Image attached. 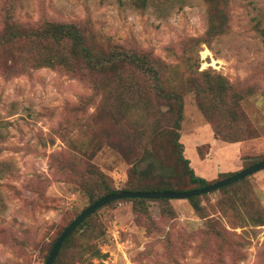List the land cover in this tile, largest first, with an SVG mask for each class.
<instances>
[{"label": "rangeland", "instance_id": "1", "mask_svg": "<svg viewBox=\"0 0 264 264\" xmlns=\"http://www.w3.org/2000/svg\"><path fill=\"white\" fill-rule=\"evenodd\" d=\"M17 1L14 23L22 28L77 22L88 29L96 49L117 45L152 52L167 66L162 81L169 91H185L192 82L189 57L200 71L247 88L242 111L257 134L242 141L241 158L240 147L218 139L220 146L202 159L213 141L212 125L194 91L184 92V155L208 182L240 172L242 162L246 167L264 159V0H226V32L192 52L190 39L204 37L209 27L206 0H146L144 9L136 8V0ZM12 2L16 0H0V33ZM23 49V41L0 45V264H45L59 233L91 204L76 179L57 169L55 154L81 153L80 168L93 163L113 187L124 190L133 178L131 153H138L142 144L132 118L142 116L139 131L148 135L144 147L158 151L168 166L177 159L168 133V106L155 93L150 103L138 99L141 109L130 112L123 127L109 113L113 104L118 106L113 86L104 82L100 90L93 88L100 75L31 69ZM10 65L14 69L7 75ZM161 116V134L152 137L154 121ZM94 131L113 142L100 144L102 150L92 155L82 150L94 151L99 144ZM72 157L67 152L62 158ZM176 172L187 188L193 187L182 166ZM248 181L251 189L239 193L264 209V170ZM200 201L203 210L197 212L186 199L171 200L175 214H165L162 204L152 201L151 221L137 215L129 200L101 208L91 221L89 239L101 257L85 264H264V226L251 231L246 213L235 210L242 203L232 190L209 193ZM214 226L221 236L212 231ZM84 239L79 231L73 243L79 249Z\"/></svg>", "mask_w": 264, "mask_h": 264}, {"label": "trees", "instance_id": "2", "mask_svg": "<svg viewBox=\"0 0 264 264\" xmlns=\"http://www.w3.org/2000/svg\"><path fill=\"white\" fill-rule=\"evenodd\" d=\"M206 2L209 5L210 12L209 27L204 37L190 39V52L194 48H198L202 43L211 44L212 40L226 32L229 19L222 6V4L227 5L226 0H206ZM146 3V0H136L134 5L138 9H144ZM18 6L17 0L9 5L4 21L5 29L0 33V45L4 47L15 40L23 41V58L27 56L28 60L31 61V69H62L70 73L87 70L92 74L100 75L101 80L96 81L93 88L100 90L101 83L104 82L113 86V89L116 90L118 106L113 104L111 106L112 111L109 113L111 121L115 123L114 120H116L123 127H125L124 122H126L129 113L141 109L137 104L139 98L148 99L150 103L152 101L151 94L155 93L159 102H163L168 106V133L172 138L173 151L177 155L174 165H166L158 151L151 150L147 146L144 147L148 135L147 131H139V124L145 117L132 118V122L139 134L137 139L140 138L142 144L139 146L138 153H131L133 159L129 160L131 161V174L133 178L128 182L127 187L124 188L125 191L185 192L220 181L208 182L206 179L198 176L191 167V161L184 155L186 149L184 143L181 141V129L185 120V91H194L198 95L201 110L212 125L213 136L216 140L221 139L229 143H238L256 137V130L251 126L248 118L242 111V102L248 97L250 91L247 88L243 89L235 86L220 74L212 71H200V66L194 65L196 61L192 57H189L193 70V73H191L192 82L185 86V91H169L164 81H162L167 66L162 60L155 57L152 52L135 51L117 45L109 50L96 49L91 45L88 29L77 22L59 23L49 21L36 28H22L14 23V15ZM13 69V66H7V75L11 74ZM108 73L111 74V79L107 76ZM162 116L164 117V114ZM162 116L161 119L158 117L154 121L155 129L151 134L152 137L153 135L159 136L161 134V130L159 129L161 127V120L163 119ZM99 134L98 131L92 133V137L99 143L94 146V151L93 149L90 152L82 150L83 152L94 155L95 152L102 150V146H111L109 141L113 139L110 137L104 139ZM52 144L54 143L52 142ZM67 152L73 155V157L69 158V160H64L62 157ZM67 152L53 156L56 161V167L61 174H67L76 179L77 184L86 193L91 204L100 201L108 195L121 191L111 185L107 175L95 164L89 163L85 168H80L79 165H82L81 161L85 157L84 155L69 150ZM253 164L255 163H251L246 167L243 165V169ZM179 165L183 169L182 175L188 178L189 184L193 185L192 188H187L186 183H183L181 180V175L177 174L176 171ZM233 175L235 174L228 177ZM249 177L216 191L228 193L232 190L242 203L241 207L235 206V210H239L243 214L246 213L247 225L251 228V231H254L256 228L264 226V209L257 207L248 195L239 193V189L241 188L245 190L251 189L248 181ZM205 196H208V194L186 200L190 202L195 211L201 212L203 206L200 200ZM125 200L133 203V208L137 215L149 221L152 220L149 209V203L152 201L162 204V211L165 214H175V210L171 206V200L169 199L155 201L143 198H131ZM231 202L234 203L233 200ZM97 211L94 215L84 220L66 238L54 264H85L90 260L101 257V251L92 247L89 243V239L93 237V231L90 229L91 221L94 219ZM66 228L59 233L53 242L49 254ZM79 231L84 232L85 239L78 249L73 243V237ZM212 231L221 236L215 226L212 228Z\"/></svg>", "mask_w": 264, "mask_h": 264}, {"label": "water", "instance_id": "3", "mask_svg": "<svg viewBox=\"0 0 264 264\" xmlns=\"http://www.w3.org/2000/svg\"><path fill=\"white\" fill-rule=\"evenodd\" d=\"M264 170V160L258 163H255L240 172L236 173L235 175L220 180L218 182L212 183L205 187L185 191V192H178V191H125L121 190L114 194L108 195L107 197L97 201L86 209H84L76 218L75 220L65 229V231L61 234L58 238L56 243L54 244L51 253L49 254L45 264H54L60 249L68 236L72 234V232L79 227V225L86 220L88 217L93 215L97 210L114 203L116 201L131 199V198H143L149 200L158 201L160 199H169V200H176V199H189L192 197H197L204 194L212 193L216 190L221 189L222 187L231 185L236 183L240 180H243L253 174Z\"/></svg>", "mask_w": 264, "mask_h": 264}, {"label": "crops", "instance_id": "4", "mask_svg": "<svg viewBox=\"0 0 264 264\" xmlns=\"http://www.w3.org/2000/svg\"><path fill=\"white\" fill-rule=\"evenodd\" d=\"M212 134H213V132H212ZM219 141L218 140H216L215 138H214V136H213V141H212V144H210L209 145V149H208V151L205 153V155L204 156H201L202 157V159H205V158H209L210 157V155H211V153L213 152V150L215 149V147L216 146H220L219 145V143H218ZM230 145H236V146H238V147H240L241 148V151L239 152V153H237L238 155H239V157L241 158V156H242V154H243V152H244V148H245V145L242 143V142H238V143H229ZM185 145V144H184ZM202 146V143L201 142H196V147L199 149L200 147ZM185 149H186V147H185ZM185 152H186V150H185ZM241 160V159H240ZM242 162V161H241ZM192 164V163H191ZM241 164V163H240ZM241 166H243V162H242V164H241ZM221 171V170H220ZM220 173V172H219Z\"/></svg>", "mask_w": 264, "mask_h": 264}]
</instances>
